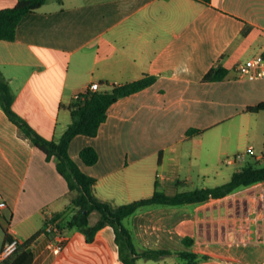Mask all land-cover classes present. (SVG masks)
<instances>
[{"label": "crops", "instance_id": "1", "mask_svg": "<svg viewBox=\"0 0 264 264\" xmlns=\"http://www.w3.org/2000/svg\"><path fill=\"white\" fill-rule=\"evenodd\" d=\"M16 2L0 0V9ZM257 54L264 56V0H44L21 17L13 40L0 39V76L13 110L54 140L71 121V101L92 82L109 91L154 76L109 105L96 135L76 134L68 145L79 168L95 178L93 194L120 205L155 189L186 191L180 186L192 175L220 173L223 183L239 169L228 155L249 146L262 152L256 160H264V110L246 109L264 101V75L237 72L239 63ZM210 68L225 70L224 78L204 79ZM86 145L98 154L92 164L79 154ZM0 198L6 202L0 249L10 230L21 243L45 228L35 217L46 221L69 205L55 161L1 104ZM124 220L137 251L208 256L194 264H264V180L200 202L143 205ZM62 235L66 243L58 252L48 246L56 235L43 230L33 238L27 245L31 264H123L110 225L92 242L76 229ZM170 256L177 254L138 257L136 263L166 264Z\"/></svg>", "mask_w": 264, "mask_h": 264}, {"label": "trees", "instance_id": "2", "mask_svg": "<svg viewBox=\"0 0 264 264\" xmlns=\"http://www.w3.org/2000/svg\"><path fill=\"white\" fill-rule=\"evenodd\" d=\"M43 2L44 0H17L14 5L0 9V39L13 40L16 26L21 17L27 12L37 10ZM225 73V70L210 68L203 78L220 80L224 78ZM153 80V75H145L140 79L122 85H114L109 91L90 90L87 88L84 93L71 101L69 105L71 121L60 137L54 140L40 135L13 110L11 105L12 95L8 84L0 76L1 106L21 132L45 154V158L47 160L52 158L55 161L56 170L67 183L69 197V205L65 212L64 210L56 212L52 218L46 219L44 229L37 231L21 242L11 256L0 260V264H31L33 253L27 248V245L40 232L45 230L49 223H54L55 229L48 230V233L54 234L56 231L62 233L67 229H76L84 234L86 242H92L96 232L103 226H112L115 243L118 246L123 264H137L136 259L138 257L159 259L171 253L177 254L181 264H194L199 259L208 257L193 250L146 247L141 251H137L132 241V233L124 224L123 219L133 214L137 208L143 205L151 203L175 205L186 202H200L211 196H221L239 187L262 181L264 180V165H256L257 160L255 159L256 162L248 161L245 165L235 170L227 181L216 186L177 191L173 195H168L155 189L149 197L120 205H112L110 202L101 200L93 194L92 185L95 178L84 173L68 152L69 142L76 134L96 135L99 125L106 119V110L110 104L122 96L149 85ZM246 109L252 112L264 110V101L247 106ZM79 154L86 164H92L98 159L97 151L89 145L84 146ZM71 210L74 212L65 217V220L57 221L59 216ZM94 211L98 213V217L91 222V214ZM9 238L10 236L8 235L6 240ZM190 241L192 242L191 239Z\"/></svg>", "mask_w": 264, "mask_h": 264}, {"label": "built area", "instance_id": "3", "mask_svg": "<svg viewBox=\"0 0 264 264\" xmlns=\"http://www.w3.org/2000/svg\"><path fill=\"white\" fill-rule=\"evenodd\" d=\"M237 72L241 76H246L248 78H256L264 75V56L262 54H257L255 56H252L243 62L239 63L237 66ZM98 84L97 82H92L89 84L88 89L90 90H97ZM80 94L75 95V98L78 97ZM246 153L255 155L254 149L252 146H249L246 151ZM245 152H238L235 154L233 158H226V161L228 163L234 162L236 159H244L245 158ZM257 157V155H256ZM6 207V202L4 199L0 198V216L3 213V209ZM54 223H49L44 230V232H47L48 230H51L52 228L55 229ZM61 234V235H59ZM54 235H57L54 240H50L48 242V246L53 248L55 252L60 251V249L63 247L62 240L64 239V236L60 232H55ZM20 244L19 238L16 236L14 230H10V238L7 239L3 246L0 249V256L1 258H7L11 256L15 250L18 248V245Z\"/></svg>", "mask_w": 264, "mask_h": 264}, {"label": "rangeland", "instance_id": "4", "mask_svg": "<svg viewBox=\"0 0 264 264\" xmlns=\"http://www.w3.org/2000/svg\"><path fill=\"white\" fill-rule=\"evenodd\" d=\"M245 151L246 150H244V151L241 150L239 152H245ZM236 153H238V152H236ZM236 153L233 152V153L229 154L228 157L229 158H233ZM258 153H262V152H260L258 149H257L255 155H251V154H248V153L245 152V158L244 159H241V160L236 159L234 161V164H233L234 166L233 167L240 168L243 165H245L248 161L254 162L255 159H256V154H258ZM256 165H258V166L264 165V160H261V161H258L257 160ZM223 179H224L223 178V175L220 174V173L217 174L216 176H214V174H212L210 176H205V177L204 176H198V175H192L191 176V179L188 182V184H183L180 187H181L182 190L183 189L184 190H191V189H194V188L201 187L202 185L213 186V185L222 183L221 181H223ZM97 217H98V213L96 211H94L91 214V222H93ZM35 218L38 219V224L39 225L44 226V222L45 221H44V219L42 221V217H35ZM124 224L127 225V220H124ZM63 232H62V234H63ZM59 235H61V234H59ZM62 243H63V246H64L65 243H66V239L65 238L62 240ZM174 258H177V261H175ZM178 261H179L178 256L177 257L170 256V258L168 259V261H166V264H180V263H178ZM139 262H140V264H158L157 261H154V260H146V259H139Z\"/></svg>", "mask_w": 264, "mask_h": 264}, {"label": "bare ground", "instance_id": "5", "mask_svg": "<svg viewBox=\"0 0 264 264\" xmlns=\"http://www.w3.org/2000/svg\"><path fill=\"white\" fill-rule=\"evenodd\" d=\"M10 236V235H9ZM47 245V244H46ZM49 249V248H48Z\"/></svg>", "mask_w": 264, "mask_h": 264}]
</instances>
